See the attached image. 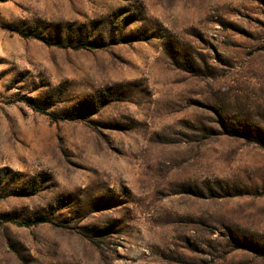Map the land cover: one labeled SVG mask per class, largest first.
<instances>
[{
    "label": "rangeland",
    "instance_id": "1",
    "mask_svg": "<svg viewBox=\"0 0 264 264\" xmlns=\"http://www.w3.org/2000/svg\"><path fill=\"white\" fill-rule=\"evenodd\" d=\"M0 264H264V0H0Z\"/></svg>",
    "mask_w": 264,
    "mask_h": 264
},
{
    "label": "trees",
    "instance_id": "2",
    "mask_svg": "<svg viewBox=\"0 0 264 264\" xmlns=\"http://www.w3.org/2000/svg\"><path fill=\"white\" fill-rule=\"evenodd\" d=\"M88 46V44H76L74 47L75 48H84V47H87Z\"/></svg>",
    "mask_w": 264,
    "mask_h": 264
}]
</instances>
